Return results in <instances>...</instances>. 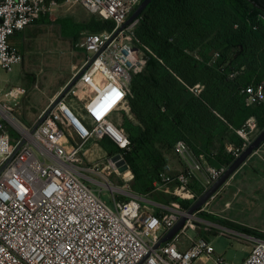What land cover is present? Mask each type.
I'll return each instance as SVG.
<instances>
[{
	"label": "built area",
	"instance_id": "1",
	"mask_svg": "<svg viewBox=\"0 0 264 264\" xmlns=\"http://www.w3.org/2000/svg\"><path fill=\"white\" fill-rule=\"evenodd\" d=\"M142 1L64 0L60 4L111 20L114 27L85 35L78 45L86 53L85 61L66 87L79 79L55 106L66 87L51 100L37 121L50 110L48 117L34 132L37 123L29 121L22 109L26 88L8 89L14 104L0 99V264H196L210 260L235 264L217 256L205 238L191 239L181 249L177 234L156 248L188 211L178 202L171 206L151 202L109 179L113 173L127 179L132 173L124 160L130 143L115 123L114 113L128 106L133 76L146 64L134 44L138 20L121 29ZM50 12L51 5L44 0H0V71L11 73L23 63L21 50L10 44V38ZM202 88L197 85L192 91L199 95ZM242 93L249 105L264 104V82L249 85ZM10 127L15 129L14 135ZM234 131L242 144L226 149L237 159L259 134L258 123L250 118ZM93 139H108L119 150V158L108 160L103 167L84 163V146ZM172 154L181 169H173L169 155L153 191L170 194V185L176 184L175 198L192 204L228 168L210 165L184 141L174 145ZM88 183L98 185L100 191ZM102 190H110L113 206L102 200ZM220 190L181 231L191 228L203 233L215 228L234 234L251 246L240 264H264V239L200 218ZM158 207L163 209L161 214H157Z\"/></svg>",
	"mask_w": 264,
	"mask_h": 264
},
{
	"label": "trees",
	"instance_id": "2",
	"mask_svg": "<svg viewBox=\"0 0 264 264\" xmlns=\"http://www.w3.org/2000/svg\"><path fill=\"white\" fill-rule=\"evenodd\" d=\"M113 27V21L100 17L85 25L87 34ZM134 44L146 64L133 76L128 98L133 120L125 117L120 126L130 143L124 160L133 175L131 192L141 197L153 192L178 141L210 165L229 167L235 159L227 145L242 144L234 129L250 118L259 132L264 129V104L249 105L242 93L264 82V11L249 0H152L138 19ZM197 85L203 87L199 95L192 91ZM116 154L117 148L111 155ZM155 196L156 202H178L187 211L193 205ZM199 216L264 239L216 215Z\"/></svg>",
	"mask_w": 264,
	"mask_h": 264
},
{
	"label": "rangeland",
	"instance_id": "3",
	"mask_svg": "<svg viewBox=\"0 0 264 264\" xmlns=\"http://www.w3.org/2000/svg\"><path fill=\"white\" fill-rule=\"evenodd\" d=\"M95 17L98 18L77 7L57 6L53 7L52 11V18L55 21L60 22V20L70 18L65 24L71 32H77L79 30V27L74 24V18L80 19L81 22L87 24ZM68 28L64 32L67 36L70 33ZM61 33L63 34L61 26L54 23L51 25L41 23L31 27L27 32L28 43H26L25 48H21L24 52V63L15 66L11 73L0 71V85L3 89L21 86L28 90V95L22 103L23 113L26 116H31L34 111L40 114L42 109L51 102L52 98L50 97L54 94V91L58 89V85L69 79L73 74V64L77 62L82 64L85 61L86 57L82 50L77 51V55L75 58L73 57ZM87 33L88 32H84L81 42L84 40ZM60 37L62 40H59ZM2 97L3 94L1 93L0 99H2ZM31 122H34L33 119ZM9 132L11 135L16 133L15 129L12 127L9 128ZM98 142L105 143L106 145L109 144V142L105 140H100ZM113 180L114 185L125 186L126 189L124 190L131 191L130 184L133 180L132 173L128 179L116 173V175L113 176ZM88 184L94 191H100L98 185L92 183ZM236 185L237 184L233 187L234 190L238 189ZM224 191H221L215 200L206 208L207 213L226 218L224 214L213 210L215 205L219 206L225 204L226 197L222 198ZM100 196L109 206H113L110 190H102ZM116 196L119 197L120 195L116 194ZM240 198L241 200L243 199L244 208L239 209L238 204H236L235 206L238 209L233 211V217L237 218L240 223L246 226L264 231V194H258L257 200L255 201L246 200L245 195ZM145 203L151 206L149 202ZM239 203L241 204L242 201ZM211 230L213 231L203 233L191 228L187 229L185 232L180 231L177 235L180 241V248H186L190 244L191 239L201 237L210 241L215 248L216 255L222 257L226 262L240 264L250 253L251 246L248 245L245 240H241V238L234 234H229L226 231L215 228ZM196 264L215 263L213 260H210L198 261Z\"/></svg>",
	"mask_w": 264,
	"mask_h": 264
},
{
	"label": "crops",
	"instance_id": "4",
	"mask_svg": "<svg viewBox=\"0 0 264 264\" xmlns=\"http://www.w3.org/2000/svg\"><path fill=\"white\" fill-rule=\"evenodd\" d=\"M56 1H61V0H44V2L46 3L47 6L51 5V12L42 16V18L35 25H38L41 23L49 24V25L54 23V24L60 25L61 30H63V34L61 33L63 36L62 38L64 39V41L67 42V46L69 48V51L72 53L73 57L75 58V56L77 55L76 52L79 50H82L81 48L78 47V44L81 42V39L84 36L83 35L84 32L85 33L87 32L85 29L86 23L81 22L80 19L74 18L73 19L75 22L74 24L77 27H79V30L77 32L76 31L71 32L70 29L65 24V22L68 21L70 18L66 19V20H60V22L55 21L52 18L53 7L63 6L60 4L64 0H62L61 3H57ZM53 3H54V5H52ZM71 8H74V7H71ZM77 8H80V7H77ZM80 9L83 10L82 8H80ZM61 23H63V24H61ZM35 25L27 27L23 32H18L10 38V44L19 48L23 54V57H24V52L22 51L21 48H23V47L25 48L26 43H28L27 32L31 29V27H33ZM67 28L70 31L68 36L64 34V32H65V30H67ZM59 40H62L61 37L59 38ZM82 51L86 57L85 51L84 50H82ZM24 61H25V57L23 59V63H24ZM82 64L79 62H77L76 64L75 63L73 64V69H72L73 74H74L75 69L82 66ZM73 74L71 75V77L69 79L61 82L58 85V87H57L58 89H56L54 91V94L50 98L54 99L56 96H58V94L66 87V85L72 79ZM23 81H24V79H23ZM1 88H2L1 93L3 94L2 100L8 101V102L14 104L16 101L14 102L12 99H9V97L7 96L8 89H6V88L3 89V87H1ZM49 105H50V102L47 104L46 107H44L42 109V112L45 111ZM70 105L73 108L76 107L74 102H70ZM40 114L36 113V111H34V113L29 117V121H31L33 119L34 122L38 123L39 121H37V118ZM114 116H115V123L118 126H121L125 117H128V118L133 120V116L131 115L130 109L128 106L127 107H121L118 111H116L114 113ZM98 141L99 140H95V139L89 140L86 143V145L84 146V152H85L84 163H86L88 165H94L96 163H99L103 167L108 163V160L112 159L114 156L117 155V154L111 155L115 151L116 148L113 145H110V143L106 145L105 143H100ZM170 163H171L174 170L177 171V170L181 169L179 160L172 153L170 154ZM114 175H116V174L113 173L109 177L110 181L113 184H114V180H113ZM235 184H237L236 185V187L238 188L237 190L233 189ZM119 186L122 187V185H119ZM176 187H177L176 184L170 185V194H166V193L161 192V191H157V192L153 191L151 194H148V195H145L142 197H144L147 200H150L151 202H154L156 204H159L162 206H168L164 203L156 202V200H155L156 196L155 195L162 193V194H165L166 196H170V199L175 198V196L173 195V191L176 189ZM221 191H224L222 198L226 197L225 204L219 205V206L215 205L213 210L215 212H219V213L224 214L226 216V218H223L220 216H218V217L226 219V220L233 222L235 224H239V225L244 226L246 228L255 230L256 232L264 235V231L259 230L257 228L246 226V225L240 223V221H238L237 218L233 217V211L235 209L236 210L238 209L235 206L236 204H238L239 209L244 208L243 199L241 200V198H240L241 196L245 195L246 200L255 201V200H257L256 198H257L258 194H264V143L231 176V178L227 181V183L222 187L219 194L221 193ZM240 201H242L241 204L239 203ZM173 203L174 202H171L170 206ZM162 212H163V209L158 207L157 208V214H161ZM210 214H212V213H210ZM213 215H216V214H213ZM198 238H201V237H198ZM246 243L249 245V242H246ZM186 248H184V249H186Z\"/></svg>",
	"mask_w": 264,
	"mask_h": 264
},
{
	"label": "water",
	"instance_id": "5",
	"mask_svg": "<svg viewBox=\"0 0 264 264\" xmlns=\"http://www.w3.org/2000/svg\"><path fill=\"white\" fill-rule=\"evenodd\" d=\"M152 0H143L135 9L133 14L128 18V20L123 24L121 29H124L128 25L132 24L136 20H138L143 13V11L147 8V6L151 3ZM254 3L258 8L264 11V0H249ZM79 77H77L71 84H69L65 90L61 93V95L56 99L53 106H55L59 101H61L66 94L69 92L70 88L77 82ZM50 110L46 112V114L39 120V122L35 125L33 132L46 120L49 115ZM264 143V129L255 137L252 143L248 146V148L242 152V154L234 160V162L227 168L222 177L213 184L204 194L198 198V200L191 206L188 210V216H184L180 219V221L176 224V226L168 232V234L157 244L156 248L159 247L162 243H166L172 240L185 226L186 221L189 218L195 217V215L202 209V207L209 201V199L216 194L231 178V176L240 168V166L255 152L257 151L262 144ZM119 155L113 157L114 160L118 159Z\"/></svg>",
	"mask_w": 264,
	"mask_h": 264
}]
</instances>
